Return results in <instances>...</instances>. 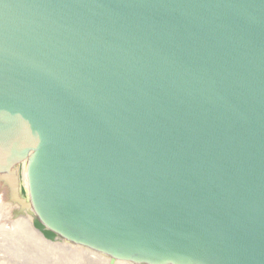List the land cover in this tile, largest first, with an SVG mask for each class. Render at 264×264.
I'll return each mask as SVG.
<instances>
[{"label": "water", "instance_id": "95a60500", "mask_svg": "<svg viewBox=\"0 0 264 264\" xmlns=\"http://www.w3.org/2000/svg\"><path fill=\"white\" fill-rule=\"evenodd\" d=\"M0 189L111 264H264V0H0Z\"/></svg>", "mask_w": 264, "mask_h": 264}, {"label": "rangeland", "instance_id": "374dc122", "mask_svg": "<svg viewBox=\"0 0 264 264\" xmlns=\"http://www.w3.org/2000/svg\"><path fill=\"white\" fill-rule=\"evenodd\" d=\"M25 170L26 164L22 167V184L26 187ZM13 208L0 189V264H111L107 255L82 245L45 240L29 217L14 218ZM113 264L133 263L116 260Z\"/></svg>", "mask_w": 264, "mask_h": 264}, {"label": "bare ground", "instance_id": "6f19581e", "mask_svg": "<svg viewBox=\"0 0 264 264\" xmlns=\"http://www.w3.org/2000/svg\"><path fill=\"white\" fill-rule=\"evenodd\" d=\"M33 226V224H31ZM34 227V226H33ZM62 246V245H61Z\"/></svg>", "mask_w": 264, "mask_h": 264}]
</instances>
